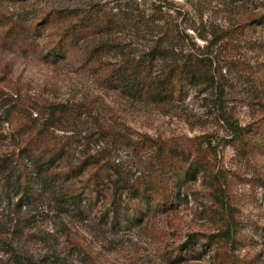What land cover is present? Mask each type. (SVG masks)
Instances as JSON below:
<instances>
[{
    "label": "trees",
    "instance_id": "16d2710c",
    "mask_svg": "<svg viewBox=\"0 0 264 264\" xmlns=\"http://www.w3.org/2000/svg\"><path fill=\"white\" fill-rule=\"evenodd\" d=\"M31 1L0 0V44L5 43L4 50L19 47L55 63L66 61L70 51H78L85 43L81 63L105 88L155 105L166 114L173 115L175 110L180 116L178 105L184 103L189 87L199 88L201 93L210 90L218 103L217 119L224 123L228 135L238 142L243 139L244 128L222 104L225 85L217 74L219 59L211 50L231 31L200 33L198 37L206 41L200 45L174 17L176 5L169 0H159L152 8L138 1L110 8L93 1L85 7L45 6L31 9L33 13L18 12V4L25 8L32 6ZM48 29L58 33L53 43L45 46L41 39ZM125 29L133 30L140 40L137 46L125 41ZM0 128H8L10 135L6 133L9 146L0 150V203L13 205L9 210L11 221H16V233L22 226V209L36 196L44 197L43 211L54 218L44 242L51 237L60 240L57 248L38 255L23 254L18 245L8 242L12 264H83L74 257L80 243L72 239L74 230L80 228L65 218L84 222L92 208L101 227L130 220L139 224L145 219L141 213L144 206L149 212L177 209L189 183L201 176L206 181L211 177L206 157L215 147L208 133L195 137L155 135L120 120L111 106L110 112H105L94 99L30 93L22 83L3 74ZM211 178L210 195L224 209L223 182L218 174ZM134 214L138 217L132 218ZM224 224L227 230L217 236L228 238L232 224ZM193 237L189 235L186 246Z\"/></svg>",
    "mask_w": 264,
    "mask_h": 264
},
{
    "label": "rangeland",
    "instance_id": "374dc122",
    "mask_svg": "<svg viewBox=\"0 0 264 264\" xmlns=\"http://www.w3.org/2000/svg\"><path fill=\"white\" fill-rule=\"evenodd\" d=\"M93 1H101L107 8L131 6L135 1L152 8L159 2L33 0L30 2L32 6L23 8L18 4L16 8L22 13L23 10H41L45 6L84 4L85 7L87 2ZM169 1L176 5L174 17L195 36L200 45L206 42L198 37L200 33L231 31L229 37L217 41L211 50L219 59L220 73L217 74L221 84L225 85L222 104L244 128L241 141L228 135L224 123L217 119L218 103L216 96L208 92L210 90L201 93L199 88L189 87L184 103L178 105V113L183 115L180 116L175 110L173 115L166 114L155 105L105 88L93 71L81 63L85 43L78 51L77 48L70 51L66 61L53 63L19 47L4 50L3 42L0 44V74L12 77L15 83H22L30 93L64 99H94L105 112H110L111 106L120 120L155 135H210L215 152L206 157L210 167L208 172L211 177L218 174L222 180L226 208L220 207L210 195L209 182L212 178L206 181L202 176L183 190L180 199L183 204L179 208L167 212L154 208L149 212L144 206L141 213H145V219L139 224L130 220L118 226L109 224L101 227L95 221V212L89 208L84 222L65 218L67 222L77 223L80 228L72 235L73 242L80 243L79 249L73 251L80 262L264 264V0ZM57 33V29H48L41 39L42 44L53 43ZM123 35L127 43L134 47L138 45L140 40L132 29H125ZM214 36L211 34L209 37L214 39ZM5 129L0 128L1 151L10 144L9 129ZM36 197L31 205L22 209V226H19L18 233L15 231L16 221H11L13 215L9 210L13 205L5 201L0 203V264H12L7 245L11 241L20 247L23 254L38 255L44 250L57 248L58 237H55L57 240L51 237L48 243L44 242L52 231L54 218L43 211L47 200ZM135 216L138 217L134 214L132 218ZM225 221L232 224L228 238L217 236L220 231L227 230ZM190 234L194 237L191 238V245L186 246ZM65 244L70 247L67 242Z\"/></svg>",
    "mask_w": 264,
    "mask_h": 264
}]
</instances>
